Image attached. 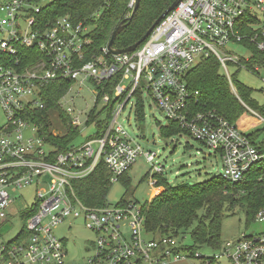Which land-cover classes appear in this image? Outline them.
I'll use <instances>...</instances> for the list:
<instances>
[{
  "label": "built area",
  "instance_id": "2783aa9c",
  "mask_svg": "<svg viewBox=\"0 0 264 264\" xmlns=\"http://www.w3.org/2000/svg\"><path fill=\"white\" fill-rule=\"evenodd\" d=\"M52 1L0 0V111L4 117L0 125V264H68L66 245L53 233L67 218L83 219L86 229L96 236L84 262L71 264H193L191 259L200 264H264V233L242 234L213 249L216 253L208 257L180 244L179 237L147 233L142 206H112L106 199L88 205L74 186L91 176L99 164L106 168L112 185L121 181L138 156L153 162L155 154L144 153L118 122L126 106L134 105L136 92L146 94L167 123L177 124L220 156L221 176L230 184L242 182L248 170L263 162L264 152L235 125L214 111H195L199 92L191 89L186 78L209 58L225 70L234 95L228 66L260 76L257 64L264 70L263 58L251 60L248 67L242 60L250 61L231 47L254 55L245 45L253 46L264 57V24L252 13L254 9L264 12V0H182L134 52L123 55L111 54L107 45L95 54L89 27L81 22L74 23L68 16L49 20L44 8ZM134 1L128 0L130 8ZM246 19L256 21L251 24ZM27 50L36 53L29 56ZM26 60L30 63L24 66ZM112 80V99L102 95L106 106L125 98L113 112L110 106L112 116L101 138L91 136L59 151L41 134L33 114L46 109L41 92L47 84L63 81L82 87L91 82L100 88ZM70 92L71 87L66 94ZM66 94L58 106L70 118V126L78 129L81 122L74 99H66ZM63 100L70 104L66 110ZM256 116L264 124V118ZM152 172L162 175L163 168L152 164ZM28 187L34 188L35 199L31 208L19 214L24 230L6 240L1 229L10 222L11 194ZM255 220L264 222V209ZM124 228L129 230V239Z\"/></svg>",
  "mask_w": 264,
  "mask_h": 264
},
{
  "label": "trees",
  "instance_id": "16d2710c",
  "mask_svg": "<svg viewBox=\"0 0 264 264\" xmlns=\"http://www.w3.org/2000/svg\"><path fill=\"white\" fill-rule=\"evenodd\" d=\"M174 1L140 0L132 20L114 41V48L125 49L138 42ZM132 9L128 5V0H53L44 8V13L49 20L68 16L74 23L81 22L88 26L92 51L96 54L108 44L112 32L121 22L128 19ZM255 21L246 19V22L251 24ZM247 31L250 29L247 28ZM245 46L252 51L254 59L262 60L263 58L264 63V57L253 46ZM25 52L29 56L36 53L34 50ZM29 61L26 60L24 66L29 64ZM242 63L248 67L251 66V61L247 63L242 60ZM220 68L215 58H209L200 61L187 75L186 79L191 89L199 92L200 105L195 107V111H214L235 125L260 152H264V141L257 143L260 134L258 125L262 122L256 116L264 118V107H260L252 99L250 88L234 84L231 79L237 93L234 95L229 89L226 77L220 74ZM70 84L56 81L47 84L41 92L45 103L50 105V108L54 110L53 113L64 124L66 134L56 142H52L45 136L47 141L59 151L70 147L77 136V132L70 126V118L58 106L59 100L67 93ZM114 84L115 81L112 80L105 86L98 87V101L102 100L103 94H107L112 99ZM124 98L125 96H121L116 101L112 100L107 106L109 112L111 113L110 106H113V103H122ZM134 98L136 99L134 117L143 124L145 113L140 93L136 92ZM47 111L46 109L33 114L38 124H46ZM109 119L108 115L105 122L97 124L93 137L103 136ZM43 129L44 126L41 134ZM159 132L161 136L167 138L176 134H188L177 124L171 122H168L166 127L161 126ZM155 180V187L162 192L143 206L145 231L151 233L153 237L189 235L195 249L202 245L219 249L222 245L220 241L221 221L226 215H235V209H240L247 222L253 221L256 214L264 209V161L248 170L245 179L237 184H230L222 176L176 187H171L161 175H156ZM74 186L85 204L96 206L102 204L107 198L111 185L108 183L106 168L103 164H99L91 176L83 181L75 182Z\"/></svg>",
  "mask_w": 264,
  "mask_h": 264
},
{
  "label": "rangeland",
  "instance_id": "374dc122",
  "mask_svg": "<svg viewBox=\"0 0 264 264\" xmlns=\"http://www.w3.org/2000/svg\"><path fill=\"white\" fill-rule=\"evenodd\" d=\"M254 16L259 23L264 24V12L254 9ZM237 55L244 58L245 61L254 59V55L249 54L238 46L231 47ZM260 68L259 74H256L238 66H228L227 72L234 84L246 86L252 90V99H254L260 107H264V70ZM220 74L226 77L225 70L221 67ZM127 81L124 85H127ZM71 92L66 94V99H74L73 108L76 110V116L79 114L81 125L78 129H74L77 134L72 141V145H80L89 137L96 133V126L105 122L109 109L103 100L97 99V87L91 82H87L84 86L79 87L77 83L70 84ZM229 89L230 86H229ZM231 91V90H230ZM98 93V92H97ZM144 104L145 120L139 123L134 117V105L128 104L118 118V122L124 127L130 137L140 145L144 153L155 154L152 163L146 160L144 155L138 156L134 165L126 172L120 182L110 186L106 201L112 205L120 203H133L137 207H143L146 203L162 191L151 185V181L156 179L152 172V164L163 168L161 175L171 187L180 185H192L214 177L221 176L223 173V165L220 156L215 154L211 149L196 141L186 133L176 134L170 138L161 136L159 128L166 127L168 123L164 114L156 107L146 94L140 95ZM135 100L131 103H135ZM64 110L69 103L63 100ZM112 112L118 108L119 103L112 104ZM48 110V119L46 124H40L43 129V136L49 138L52 142H56L60 137L66 134L64 124L57 117L54 110L46 103ZM45 109V110H46ZM111 112V113H112ZM4 122V117L0 111V125ZM152 130L150 132L149 130ZM260 134L257 143L264 141V124L258 125ZM95 146V145H94ZM96 147V146H95ZM153 178V179H152ZM13 211L8 210L10 222L1 229L5 239H10L17 233L24 230V222L20 213L32 207L35 199L34 188L28 187L14 194H11ZM236 214L233 216L226 215L220 224V241L221 244L226 241H234L242 234L259 235L264 233V222H258L255 219L247 222L240 209H235ZM126 239H129L128 228L122 229ZM54 235L66 245V263H82L89 255L88 252L95 243L96 236L92 231L85 227L83 219L67 218L59 224L54 230ZM180 244L194 246L189 235L179 236ZM196 251L204 256H211L216 253L212 248L202 245L197 246ZM191 263L200 264L199 261L191 259ZM220 264H226L221 262Z\"/></svg>",
  "mask_w": 264,
  "mask_h": 264
},
{
  "label": "water",
  "instance_id": "95a60500",
  "mask_svg": "<svg viewBox=\"0 0 264 264\" xmlns=\"http://www.w3.org/2000/svg\"><path fill=\"white\" fill-rule=\"evenodd\" d=\"M182 0H175L162 14L161 16L154 22V24L149 28V30L144 34V36L136 43H134L133 45L129 46L128 48L125 49H115L114 48V41L116 40V38L121 34V32L128 26V24L130 23V21L133 18L134 13L136 12V10L139 7L140 4V0H135L134 1V6L131 12V15L128 17V19L124 22H121L116 28L115 30L112 32L110 40L107 44V49L110 51L111 54L113 55H123V54H128V53H132L134 52L149 36V34L152 32V30L158 25V23L166 17V15H168L171 11H173L178 4L181 2ZM150 132H152L151 128L149 130Z\"/></svg>",
  "mask_w": 264,
  "mask_h": 264
},
{
  "label": "crops",
  "instance_id": "0c3cea01",
  "mask_svg": "<svg viewBox=\"0 0 264 264\" xmlns=\"http://www.w3.org/2000/svg\"><path fill=\"white\" fill-rule=\"evenodd\" d=\"M158 190H160V189H158ZM157 194H158V191H157ZM11 211H13V209H11Z\"/></svg>",
  "mask_w": 264,
  "mask_h": 264
}]
</instances>
